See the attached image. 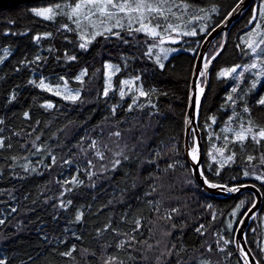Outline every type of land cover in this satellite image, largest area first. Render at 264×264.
<instances>
[{
  "label": "trees",
  "instance_id": "obj_1",
  "mask_svg": "<svg viewBox=\"0 0 264 264\" xmlns=\"http://www.w3.org/2000/svg\"><path fill=\"white\" fill-rule=\"evenodd\" d=\"M78 1L0 5V259L5 264H244L235 235L257 197L250 190L236 196L206 192L193 174L185 145L199 49L207 31L240 0H158L169 5L168 20L183 22L182 30L151 37L135 31L137 26H125L112 29L120 38L106 32L89 42L67 16L59 13L49 20L31 11L45 4L71 9ZM263 3L253 1L232 24L223 53L211 68L198 125L208 180L226 186L253 183L264 198V179H257L264 176V138L259 135L264 130V105L259 103L264 74L257 86L249 71L238 83L220 75L253 62L244 38L256 26L264 27ZM208 15V29H193ZM167 37L181 49L161 68L148 46L166 44L162 41ZM82 43L88 44L86 49ZM222 44L221 34L209 47L207 60ZM108 61L120 70L105 96ZM259 61L264 67V52ZM82 69L85 76L77 80ZM129 77L147 95L135 98L132 91L121 97L120 86ZM42 79L53 84L66 80L80 89L79 99L41 88ZM238 133L246 138L240 140ZM210 145L224 152L225 163L210 161ZM62 202L67 206L61 207ZM263 215L264 202L246 236L261 264Z\"/></svg>",
  "mask_w": 264,
  "mask_h": 264
},
{
  "label": "rangeland",
  "instance_id": "obj_2",
  "mask_svg": "<svg viewBox=\"0 0 264 264\" xmlns=\"http://www.w3.org/2000/svg\"><path fill=\"white\" fill-rule=\"evenodd\" d=\"M166 1L168 4L169 3H171V4H173V3L180 4L181 3V1H179V0H170V1L166 0ZM114 2L118 3V4H124L125 0H114ZM78 3H81L83 6L80 10L79 15L73 16L72 19L69 18V14L71 12V9H69L65 4H63V5L54 4V5H49V6L45 4V5H38V6L33 7V8L52 7L54 9V11L56 12V14L54 16L58 15L59 13L63 14L65 16H67L73 23H74V20L79 19V21H80L79 25H77L76 23H74V25L80 29L81 37L85 42H89V41L93 40L92 37L96 33H106L105 28H112V29L113 28H121V27H114V25L116 24V22L118 20L121 24H123V27H125V26L126 27H128V26L140 27L141 25L139 22V18L141 16V14L144 17L143 23L146 24L149 29H152L156 32V35L153 36L148 31H142V32L148 33V35L151 37H156L159 35L167 34L171 30H175L176 32H178L179 30H182V28H183V22L175 23L173 20H168L169 17H166V16H168V14H169L170 7L167 3L162 4L160 1L158 2V0H145V4L146 5L150 4L153 8L161 9V11L163 13L162 15H159L156 13L149 14L146 10H142V13L141 12H128L126 9L125 12H118L116 15L113 16L112 19H108L107 16L100 15L99 12L96 10V8H92V7L87 6L86 0H80ZM127 3L132 8L136 7V0H127ZM57 5H60V9H56ZM262 5H263V12H264V3ZM109 11H115V10L111 9L109 7ZM89 12H94L96 14L95 15H89ZM164 18H166V20ZM263 18H264V15H263ZM129 21H131V23H129ZM210 21H211V17L209 18V15H208L206 20L204 21V24L201 20H199L197 22V24H194L193 29L197 28L198 30H201L202 28H206L207 27L206 24ZM154 22L158 23V24H155ZM169 26H171V27H169ZM184 32L185 33H192L193 31H189V30L185 29ZM96 36L97 35H95V37ZM244 39L246 40V44L248 45V47H249V44H251L252 47H255L256 43H259V41L261 39H264V27L260 28L259 26H256L255 29H253L249 34H247V36ZM169 40L173 41L175 39L174 38L168 39V37H167V39L165 38L162 41V42H168L166 44H163V43L162 44L161 43L156 44V42H155V43L148 46V52L155 55L156 58H157V55H159L161 57V63H164L165 60L167 58H169L173 53H175L181 49L180 46H178V45L170 44ZM175 41H177V40H175ZM150 49H151V51H150ZM161 49L167 50V52H166L167 58L166 59L163 58L165 56V53L162 52ZM261 49H263V45H261L260 48H257V51L255 53H253L251 51V48H250V51L252 52V54L254 56L253 62H251L248 65L234 67L237 69L236 72L232 73L230 75H226V77H228V78L230 77L231 79L235 80L236 83H238L240 81V79L242 78L243 73L245 71H249L253 75H255L254 85L255 86L259 85L260 81L258 79L259 78L261 79V76L264 74L263 73L264 67L262 66V64L259 61V58L261 59V56H262ZM1 59H0V61H1ZM253 64H255L256 67L250 68L249 66H251ZM117 68L120 70V66L118 64H115V63L110 62V61L106 62L105 78H106V88H108V92H110L111 90L114 89V78H115L116 73L118 72V71H116ZM228 70H230V69H228ZM228 70L225 69L221 72H226ZM85 73H86V69H82L80 71L78 76H80L81 79H79V80H82L84 78ZM42 80L45 82V84L48 86V88L51 89V92L56 93V94L59 92L58 95H62L63 97L65 95H68V94L74 95L76 92H79V96L81 94V91L79 88L72 87L71 85L68 84V82L66 80L62 84H53V83L50 84L48 80H46V79H42ZM40 81L38 82L39 86H40ZM125 81H130L131 83L125 84L124 83ZM235 86H237V85H235ZM41 88H44V87H41ZM48 88H46V89H48ZM121 90H123L125 92L124 96H127L128 92L131 93L132 91H136L135 98H138L139 94H140V86L137 83L136 79L132 78V77H129L127 79H123L122 84H121L120 89H119V92H121ZM48 104H51L52 106L54 105V103H52V102L48 103ZM238 134H240V133H238ZM241 134H243V133H241ZM214 146H216V145H214ZM214 146H211V145L209 146L208 158L210 159V161L211 160H212V162L216 161L215 162L216 164L222 165L223 163L226 162L224 152L221 149H218ZM194 150H196V149H194ZM29 162L30 161H27L26 164ZM263 236H264V215H263ZM222 243H226V241H224V239H222ZM225 248H227V245H225V244L222 245V249L225 250ZM262 248L264 250V237L262 239ZM203 263L207 264L206 260L203 261Z\"/></svg>",
  "mask_w": 264,
  "mask_h": 264
},
{
  "label": "water",
  "instance_id": "obj_3",
  "mask_svg": "<svg viewBox=\"0 0 264 264\" xmlns=\"http://www.w3.org/2000/svg\"><path fill=\"white\" fill-rule=\"evenodd\" d=\"M19 1H29V0H0V5L19 2ZM253 1L254 0H240L234 6V8L227 14L225 19L210 31V33L205 38L199 49L198 58L193 72L189 107H188L187 119H186V140H185L186 155L189 164L192 167L193 174L196 180L203 186L206 192L217 194L220 196H228V195L236 196L243 191L250 190L253 191L257 197L256 202L249 208V210L245 213V215L241 219L235 235L236 248L244 264H261L259 259L250 249L247 243L246 236L252 217L256 213H258V211L261 209L263 205L264 202L263 194L260 188L253 183L247 185H239L236 187H229L224 184L214 183L208 180L202 168L203 143H202V137L197 120L198 117L200 116L204 98L208 91L211 68L215 63V61L217 60V58L223 52L227 44L228 35L232 24L244 13V11ZM221 34H223V44H222L223 47H221L212 57H210L209 60H207V52L210 45ZM207 61H210V63H208V67L205 69L204 64ZM201 72L204 73L203 76L200 75ZM204 78H205V82L203 83ZM197 99H198V107H197ZM192 130H194L197 138V149L195 150V152L190 145V134ZM194 155L196 157L195 159H193ZM213 184L217 185V187H212L211 185ZM231 189H239V190L231 191ZM245 253L248 254L247 257L245 256Z\"/></svg>",
  "mask_w": 264,
  "mask_h": 264
},
{
  "label": "snow or ice",
  "instance_id": "obj_4",
  "mask_svg": "<svg viewBox=\"0 0 264 264\" xmlns=\"http://www.w3.org/2000/svg\"><path fill=\"white\" fill-rule=\"evenodd\" d=\"M86 4H87V6H89V7L96 8V10L99 12L100 15L107 16L108 19H112L113 16L116 15L118 12H125L126 9H127L128 12H141V13H142V10H146L149 14H152V13H156V14H159V15H162V14H163L162 11H161V9H159V8H153L150 4H147V5H146V4H145V0H136V7H135V8H132V7L127 3V0H125V3H124V4H118V3H115L114 0H86ZM82 6H83V5H82L81 3H76L74 7L69 6V7H71V12H70V14H69V18L72 19L73 16H78L79 13H80V10H81V8H82ZM109 7H110L111 9H114L115 11H109ZM56 9H60V5H57V6H56ZM31 11L34 13L35 16H37V17H43L44 19H49V20H50V19H53L54 15L56 14V12L54 11V9H53L52 7L33 8ZM95 14H96V13H94V12H89V15H95ZM260 15H264V13H260ZM86 18H87V17H86ZM143 19H144V17H143V15L141 14V16H140V18H139V22H140V25H141V26L138 27V28H136L135 31H137V32L148 31V32H150L151 35L155 36V35H156V32H155L154 30H152V29H149L148 26H147L146 24L143 23ZM254 20H255V17H254ZM74 23H76L77 25H79V23H80L79 19L74 20ZM129 23H131V21H129ZM65 27H67V26L65 25ZM114 27H121V28H122V27H123V24H121V23L119 22V20H118V21L116 22V24L114 25ZM169 27H171V26H169ZM105 31L108 32V33H111L112 35H115L117 38H120V34H119V32H113V31H112V28H105ZM129 31H131V29H129ZM201 31H205V29H201ZM187 34H189V35H195L196 33H195V31H193L192 33H187ZM49 35H50V34H49ZM95 35H103V33H96ZM95 35H93L92 39H95ZM39 38H40V37H36V39H39ZM261 45H264V39H261V40L259 41V43H256V46H255V47H252L251 44H249V47L251 48V51H252L253 53H255V52L257 51V48H260ZM87 46H88L87 43H82V44H80V47H81V48H84V49H86ZM221 47H223V46H221ZM150 51H151V49H150ZM161 51L165 53V56H164L163 58L166 59V58H167V55H166L167 50H166V49H161ZM261 51L264 52V49H261ZM37 59H39V57H37ZM68 59H70V60H74L75 57H68ZM156 62L159 64V66H160L161 68L164 67L163 63H161V57H160L159 55H157ZM208 63H210V61H207V62L204 64V68H205V69L208 67ZM109 67H110V66H109ZM237 67H239V66H237ZM249 67H250V68H255L256 65L253 64V65H251V66H249ZM236 70H237L236 68H232V69H230V70H228V71H226V72H221L220 75H221V76L230 75V74H232V73H235ZM116 71H119V69L117 68ZM82 75H83V74H82ZM200 75L203 76L204 73L201 72ZM76 79L79 80V79H81V77L78 76ZM137 79H139V78L137 77ZM32 83H35V81H33ZM124 83H125V84H128V83H131V82H130V81H125ZM40 86H41V87H44V88H48V86L45 84V82H44L43 80L40 81ZM253 86H255V85H253ZM48 90L51 91L50 88H48ZM66 90H67V89H66ZM201 91H202V90H201ZM232 91H233V92H236V89L233 88ZM57 94H59V92H58ZM104 95H105V96L108 95V88L105 89V91H104ZM120 95H121V97H123V96L125 95V92H124L123 90H121ZM140 95H142V96H143V95H147V93L141 91V92H140ZM64 99H68V100L76 101V100L79 99V92H76L74 95H72V94L65 95V96H64ZM228 99H229V100H232V97L229 96ZM234 102H235V101H233V103H234ZM134 103H135V101H134ZM259 103L262 104V105H264V98L260 99V100H259ZM47 107L51 108L52 105H51V104H48ZM130 107H131V106H130ZM197 107H198V99H197ZM245 111H248V109L245 108ZM27 115H28V113H25V116H27ZM249 131H251V129H249ZM116 135H119V133H117ZM259 135H260L262 138H264V130H261V131L259 132ZM238 138H239L240 140H243V139H245L246 137H245L243 134H240V135L238 136ZM2 146H3V141L0 140V147H2ZM194 152H195V150H194ZM97 155H100V153L98 152ZM195 158H196V157H195V155H194V156H193V159H195ZM228 159L231 160L232 157L230 156ZM251 159H253V158H252V157H249V160H251ZM119 163H120L119 160H116V161H115V165H118ZM115 165H114V167H115ZM24 167L27 169V165H25ZM32 171H35V169H32ZM243 174H244L245 176L250 175V173H249L248 171H245ZM257 179H264V176H258ZM73 182H74V183H82V181H75V180H74ZM211 186H212V187H217V185H214V184L211 185ZM238 190H239V189H231V191H238ZM67 203H68V204H71V201H68ZM242 203H243V202H242ZM66 206H67V205H65L63 202L61 203V207H66ZM12 211H15V209H12ZM81 219H82V213H81V214H78V215L76 216V220H77V221H80ZM3 223H4V221H3V220H0V224H3ZM137 224H138V222H137ZM201 227H202V226H201ZM199 230H200V229H197V231H199ZM226 243H227V241H226ZM70 254H71L70 252H69V253H65V255H70ZM247 255H248V254L245 253V256H246V257H247ZM0 264H5V261L2 260V259H0Z\"/></svg>",
  "mask_w": 264,
  "mask_h": 264
},
{
  "label": "bare ground",
  "instance_id": "obj_5",
  "mask_svg": "<svg viewBox=\"0 0 264 264\" xmlns=\"http://www.w3.org/2000/svg\"><path fill=\"white\" fill-rule=\"evenodd\" d=\"M254 1H256V0H254ZM78 2H79V1H78ZM238 2H239V1H238ZM251 4H252V3H251ZM251 4H250V5H251ZM62 5H63V4H62ZM250 5H249V6H250ZM258 5H259V4H258ZM249 6H248V7H249ZM232 9H233V8H232ZM257 10H258V9H257ZM182 13H183V11H182ZM257 13H258V12H257ZM242 15H243V14H242ZM256 15H257V14H256ZM239 18H240V17H239ZM207 29H208V27H207ZM207 29H206V30H207ZM211 30H212V29H211ZM207 33H210V32L207 31ZM222 35H223V34H222ZM249 36H250V35H249ZM157 38H158V37H157ZM216 39H217V38H216ZM160 40H162V39H160ZM156 42H157V41H156ZM227 42H228V41H227ZM158 43H159V42H158ZM201 45H202V44H201ZM210 47H211V45H210ZM208 52H210V49H208ZM222 53H223V52H222ZM214 54H215V53H214ZM214 54H213V55H214ZM207 55H208V54H207ZM208 56H209V55H208ZM208 56H207V57H208ZM219 57H220V56H219ZM196 61H197V60H196ZM192 76H193V75H192ZM203 81H204V80H203ZM49 83L51 84L52 82H49ZM189 94H190V93H189ZM198 119H199V117H198ZM197 121H198V120H197ZM198 126H199V125H198ZM67 130H69V129H67ZM192 131H193V130H192ZM70 132H72V131L70 130ZM193 132H194V131H193ZM70 135H72V134L70 133ZM185 137H186V136H185ZM195 137H196V136H195ZM195 142H196V141H195ZM105 146H106V145H105ZM189 165H190V164H189ZM202 165H203V164H202ZM190 167H191V166H190ZM91 177H93V175H92ZM96 177H97V176H96ZM99 177H100V175H99ZM89 179H90V178H89ZM95 180H97V178H96ZM66 182H67V181H66ZM94 182H95V181H94ZM214 183H215V182H214ZM249 184H251V183H249ZM244 185H247V184H244ZM238 186H239V185H238ZM229 187H236V186H229ZM63 189H64V188H63ZM62 192H63V191H62ZM243 192H245V191H243ZM252 192H253V191H252ZM241 193H242V192H241ZM253 193H254V192H253ZM239 194H240V193H239ZM249 225H250V224H249ZM248 228H249V227H248ZM205 231H206V230H205ZM205 231H204V232H205ZM206 232L208 233V230H207ZM207 233H206V234H207ZM212 233H213V232H212ZM212 233H211V237H214L215 234L213 233L214 236H212ZM206 234H204V236H205ZM261 235H262V234H261ZM261 235L259 236V238L261 237ZM208 236H209V237H208ZM208 236H207V237L210 238V235H209V234H208ZM263 237H264V236H263ZM208 238H206V239H208ZM214 238H216V237H214ZM211 239H212V238H211ZM260 239H261V238H260ZM262 239H263V238H262ZM208 240H209V239H208ZM205 241H206V240H205ZM212 241H215V239L211 240V241H210V244H212ZM217 241H219V240H217ZM208 243H209V242H208ZM208 243H207L206 245H208ZM213 243H214V242H213ZM215 243H216V242H215ZM218 243H219V242H218ZM220 244L222 245V242H221V241H220ZM206 245H204V246H205V249H206ZM219 246H220V245H219ZM214 247H215V246H214ZM209 248H210V247H209ZM216 248H217V246H216ZM218 249H219V248H218ZM250 249H251V248H250ZM214 250H215V249H214ZM252 252H253V251H252Z\"/></svg>",
  "mask_w": 264,
  "mask_h": 264
}]
</instances>
